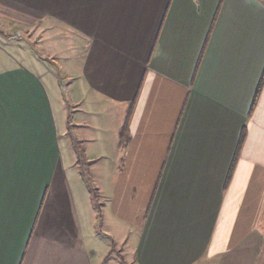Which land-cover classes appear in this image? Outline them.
<instances>
[{"label":"crops","instance_id":"crops-1","mask_svg":"<svg viewBox=\"0 0 264 264\" xmlns=\"http://www.w3.org/2000/svg\"><path fill=\"white\" fill-rule=\"evenodd\" d=\"M56 24L81 48L72 130L118 121L100 189L123 262L264 264V0H0V264H105L116 245L86 243L76 152L32 53Z\"/></svg>","mask_w":264,"mask_h":264},{"label":"rangeland","instance_id":"rangeland-1","mask_svg":"<svg viewBox=\"0 0 264 264\" xmlns=\"http://www.w3.org/2000/svg\"><path fill=\"white\" fill-rule=\"evenodd\" d=\"M61 28L64 29L63 34H61L60 32L57 33L56 31L52 32L54 33L55 37H51V35L49 34L50 35L49 37L51 38L48 39L49 42H51L50 44H54L53 47L52 46L50 47L49 44L47 45L44 44L43 46H40V44L44 43L43 40L45 39H42L43 37L41 35H39V37L36 36L34 37L35 33H32L31 34L32 37H30L34 41V46L32 44L33 46L32 53L33 55L35 54V56L37 55L41 56L42 64L44 65L43 67H47L48 69V71L47 70L45 71H47L48 73V75L46 76L48 78L50 88L55 94L56 109L59 111L60 118L61 116H63V119L65 121V126L67 127V130H69L63 141L66 144L65 148L71 150V154L74 153L73 149L76 152L77 159L75 161L79 169L82 185H83L82 207L85 208V206H87L86 213L88 215V216H84L86 227L88 233L90 234L89 239H86V243L87 245H89V247H92L94 242H91V240L96 235H99L103 239L107 238V241L109 242L112 241L111 238L107 236L108 234L103 232L104 229L107 227L106 216L104 213V206L107 207L108 199L106 198L107 195L104 192H102L100 187L101 185H103L104 188L106 186H109L110 180L115 179L116 174H114L113 171L117 169L119 165H121L119 152H117V150L115 149L116 146L114 147V145L111 144L112 143L111 140L113 138L112 131L116 123H118V121L116 122L115 120L116 117L112 115L109 121L103 122L105 120V115L109 113L104 112L105 110L102 109L101 110L102 112L99 113L96 112L97 114L95 113V117L100 118L102 121L100 123L104 124V127H102L100 130L97 131L95 129H91L88 127V125H86L85 128H80L79 130L76 129V131L74 129L72 130L71 127L74 126H72L71 124L74 125L75 123L72 118L73 113H76L78 116H81V113L84 114L87 112L80 113L78 110L72 108L71 105L72 86H70L71 80L65 78L64 73L68 71H73L74 68L77 69L78 64L80 63V58H78L77 56L79 55L81 48H79L80 47L79 44H78L79 46L78 45L75 46L76 44L72 43V42H76L77 39L74 40V38L71 37L70 33H66L64 27ZM21 39L24 42V44H26V41L23 38ZM12 41L10 40V42ZM69 43L72 44L69 46ZM30 46L31 45H29L27 50L31 49ZM60 49H62V52L60 51ZM5 51H6L5 53L7 54L8 53L12 54V52L9 51L8 49H5ZM53 52L58 53V54H54V57L56 59L55 63H53L50 59H48L50 58L49 54L50 53L53 54ZM2 55L3 53H0L1 56L0 62H2V59H3V63L4 61L7 62L2 65L0 63V67L7 66L8 65L7 63L9 64L12 63L9 61V58H6L5 56ZM74 110L76 111L73 112ZM91 116L94 117V115ZM88 137L89 139H86ZM85 149H88L89 153L97 154L100 156L102 155V156L99 157L98 159L93 160L92 162L91 161L89 162L84 154ZM110 149H114V151H110ZM108 151H110L111 153ZM97 164H101L102 167L101 166L99 168L96 167ZM84 194L88 195L90 198L89 206L84 197ZM91 212L92 213L94 212L93 219L91 216ZM116 235H120V234H116ZM120 241L121 240L117 236H115L112 242L116 243V245L115 244L113 245L114 247L108 253L109 255H107V257L104 258L105 264H126L125 262H123V260L124 261H127L128 259L131 260V258L133 257L128 254V249L126 250L127 244H129L128 243L129 239H126V242H123V244H121ZM104 252L105 251H102V253ZM97 255H99V253ZM95 259L96 258H94V261Z\"/></svg>","mask_w":264,"mask_h":264},{"label":"trees","instance_id":"trees-1","mask_svg":"<svg viewBox=\"0 0 264 264\" xmlns=\"http://www.w3.org/2000/svg\"><path fill=\"white\" fill-rule=\"evenodd\" d=\"M261 84H262V79H261V81H260V83H259V86H258V92H259V88H260V86H261ZM264 211V210H263Z\"/></svg>","mask_w":264,"mask_h":264}]
</instances>
